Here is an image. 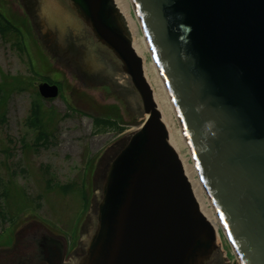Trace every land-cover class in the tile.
Here are the masks:
<instances>
[{
	"label": "water",
	"instance_id": "1",
	"mask_svg": "<svg viewBox=\"0 0 264 264\" xmlns=\"http://www.w3.org/2000/svg\"><path fill=\"white\" fill-rule=\"evenodd\" d=\"M48 63L142 123L96 160L76 247L24 224L0 264H225L122 0H14ZM239 264H264V0H132ZM45 100L59 95L42 83ZM102 99H105L102 97Z\"/></svg>",
	"mask_w": 264,
	"mask_h": 264
},
{
	"label": "rangeland",
	"instance_id": "2",
	"mask_svg": "<svg viewBox=\"0 0 264 264\" xmlns=\"http://www.w3.org/2000/svg\"><path fill=\"white\" fill-rule=\"evenodd\" d=\"M50 82L59 96L42 99L38 86ZM113 98L83 89L48 63L26 14L14 0H0V250L12 248L16 232L36 220L64 236L71 255L89 204L90 169L142 123ZM93 118L114 120L124 131L97 129ZM186 162L203 207L215 216L192 157ZM221 245L225 264H238L223 238Z\"/></svg>",
	"mask_w": 264,
	"mask_h": 264
},
{
	"label": "bare ground",
	"instance_id": "3",
	"mask_svg": "<svg viewBox=\"0 0 264 264\" xmlns=\"http://www.w3.org/2000/svg\"><path fill=\"white\" fill-rule=\"evenodd\" d=\"M122 1L128 10V13H129V15L132 19L133 25H134L135 41H136L137 48H138V50L142 56V60L144 63V71H145L146 76H147V78H148V80H149V82H150V84L154 90V94L156 96V99H157L160 111L162 113V116L164 118L166 127L167 128L169 127L168 130H169V135L171 137V140H172V142H173V144L177 150V153L179 154L184 166L186 167V169L188 171V165H187L186 159H187V157H192V159H193V156H192V152L190 150L189 144L187 142V139H186V137L182 131L181 124H180L176 109H175L174 104L171 100V97H170L168 89L165 85L164 79L160 73V70H159L158 65L156 63L155 57L152 53V50H151V47H150L149 42L147 40V37L144 33L143 26H142L141 20L138 16L137 12H136L134 3L132 0H122ZM132 9H133L138 21L134 20L135 17L134 18L132 17V13H131ZM146 55H148L149 61H147ZM195 167H196V165H195ZM196 170H197V167H196ZM188 173H189V171H188ZM196 173H198V176H199V172H196ZM199 179L201 181L200 176H199ZM201 183H202V181H201ZM194 185H195V183H194ZM202 185H203V183H202ZM196 189H197V187H196ZM204 189H205V187H204ZM205 191H206V189H205ZM197 192H198L199 198L201 200L198 189H197ZM206 197L208 199L207 200L208 201V207L209 206L212 207L213 213L215 214L217 220H215V216L207 208H205V210L212 217L213 222L215 221L214 226H215L217 234H219V237L223 238V240L226 242V244L228 246H230L229 248L233 251V254L236 258V261L239 263V260L237 259L235 251H234V249H233V247H232V245H231V243L227 237L226 231L222 225V222H221V220H220V218H219V216H218V214H217V212L213 206V203H212L207 191H206Z\"/></svg>",
	"mask_w": 264,
	"mask_h": 264
},
{
	"label": "trees",
	"instance_id": "4",
	"mask_svg": "<svg viewBox=\"0 0 264 264\" xmlns=\"http://www.w3.org/2000/svg\"><path fill=\"white\" fill-rule=\"evenodd\" d=\"M8 22V21H6ZM12 23V22H11ZM8 24L11 26V24L8 22ZM3 28H1V31ZM20 34V32H18ZM50 84H54V82H50ZM34 114V122L38 121V105H35V108L33 110ZM93 124L97 129L100 130H115L119 133H122L124 131L123 127H119L117 122L114 120H111L109 118H93Z\"/></svg>",
	"mask_w": 264,
	"mask_h": 264
},
{
	"label": "flooded vegetation",
	"instance_id": "5",
	"mask_svg": "<svg viewBox=\"0 0 264 264\" xmlns=\"http://www.w3.org/2000/svg\"><path fill=\"white\" fill-rule=\"evenodd\" d=\"M92 170H93V167L90 169L89 171V178H90V181H91V176H92Z\"/></svg>",
	"mask_w": 264,
	"mask_h": 264
}]
</instances>
